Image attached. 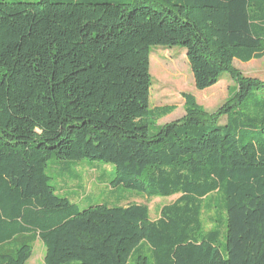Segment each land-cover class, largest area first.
Here are the masks:
<instances>
[{"label":"trees","instance_id":"1","mask_svg":"<svg viewBox=\"0 0 264 264\" xmlns=\"http://www.w3.org/2000/svg\"><path fill=\"white\" fill-rule=\"evenodd\" d=\"M154 46L186 50L197 91L228 74L223 104L183 94L184 116L156 125L174 108H150ZM263 58L264 0H0V264L37 242L44 264H264V81L233 66ZM51 159L178 198L154 220L133 200L78 211Z\"/></svg>","mask_w":264,"mask_h":264},{"label":"rangeland","instance_id":"2","mask_svg":"<svg viewBox=\"0 0 264 264\" xmlns=\"http://www.w3.org/2000/svg\"><path fill=\"white\" fill-rule=\"evenodd\" d=\"M7 2H37L38 0H5ZM102 2H116V0H101ZM118 2V1H117ZM233 66L243 75L258 78L264 81V58L243 64L234 60ZM150 75L152 86L150 90V108L173 107L169 115L155 122L161 126L180 119L184 116L183 94L191 95L197 104L207 112H213L223 104L227 98V90L233 86L228 74L213 87L205 91H197L194 87L193 75L186 57V50L180 47L166 49L154 46L150 49ZM222 119L219 124H223ZM114 166L102 160L83 159L79 161H59L51 159L48 162L46 174L51 178L50 185L60 197L68 198L76 205L78 211H82L90 205L104 204L109 207H126L128 200L135 204H146L149 208L150 219L157 218L160 207L174 202L178 196L158 197L150 201L142 199L138 192L124 186L112 187ZM216 218H224L219 204L215 201ZM209 217L211 214H203L202 220L206 229H209ZM220 243H224L222 234ZM44 249L37 242L34 245L31 262L28 264H44ZM151 264V260H148Z\"/></svg>","mask_w":264,"mask_h":264},{"label":"crops","instance_id":"3","mask_svg":"<svg viewBox=\"0 0 264 264\" xmlns=\"http://www.w3.org/2000/svg\"><path fill=\"white\" fill-rule=\"evenodd\" d=\"M32 257H33V256H32ZM32 257H31V259H32ZM31 259H30L26 264L30 263V262H31Z\"/></svg>","mask_w":264,"mask_h":264}]
</instances>
